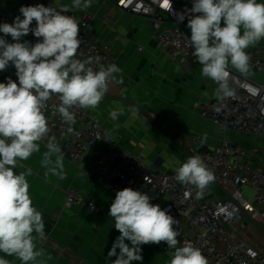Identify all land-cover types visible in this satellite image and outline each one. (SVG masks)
<instances>
[{
    "label": "clouds",
    "instance_id": "clouds-1",
    "mask_svg": "<svg viewBox=\"0 0 264 264\" xmlns=\"http://www.w3.org/2000/svg\"><path fill=\"white\" fill-rule=\"evenodd\" d=\"M92 2L71 0L70 4H61L57 0L55 7L21 6L20 15L12 23H0V71L11 64L18 78V82L11 77L0 82V253L17 258L21 264H45L40 259L44 250L37 247L38 241L45 239V222L29 191L27 177L32 175V169H16L24 168L21 162L39 152L40 142L47 138L41 160L45 176L64 178L62 149L56 137L49 136L45 114L48 101L58 97L54 111L65 123L73 125V109L97 108L110 84L123 82L122 77L117 79L122 70L116 64L105 66L98 57L82 60L77 56L80 22L65 13L85 11ZM169 4L171 10V0ZM186 16L190 36H184L192 56L202 66L201 75L215 82L214 94L219 102L233 97L235 90L230 82L235 78L230 68L241 75L250 74L246 50L264 39V2L192 0L190 9L177 13L180 22ZM30 32L38 38L37 42H21ZM122 114V109L110 112L113 119ZM68 132H72L71 127ZM175 173L178 182L194 186L198 195L215 179L199 155L189 157ZM150 200L148 194L129 187L116 192L109 215L120 235L108 252L109 258L116 257L112 264L142 261V245L161 242L174 250L169 264H208L192 242L177 246V220ZM0 264L10 261L0 256Z\"/></svg>",
    "mask_w": 264,
    "mask_h": 264
},
{
    "label": "built area",
    "instance_id": "built-area-1",
    "mask_svg": "<svg viewBox=\"0 0 264 264\" xmlns=\"http://www.w3.org/2000/svg\"><path fill=\"white\" fill-rule=\"evenodd\" d=\"M110 1L124 12L148 18L159 47L171 61L199 64L186 43L185 36H190L187 16L183 22L177 17V13L192 7V0H171V10L169 0ZM37 4L56 6L51 0H0V23H12L20 15L21 6ZM69 15L80 22L78 58L98 57L100 64L111 63V48L90 31L94 15L90 12L79 17ZM5 38L12 42L10 36ZM37 40L31 32L21 38V42L31 44ZM246 51L250 56V74L241 75L230 68L235 78L230 82L234 96L223 102L214 97L200 110V116L210 121L222 137L209 146L203 134L196 132L184 146L188 156L199 155L215 177L211 187L199 195L194 186L178 182L175 172H161L122 148L88 109H73L76 116L73 125L65 123L54 111L58 97L53 96L45 110L49 136L56 137L64 158L92 161L97 182L110 190L129 187L148 194L151 203L168 210L177 220L174 228L180 233V242H192L208 264H264V244L256 238L253 241L247 238L252 225L264 232V47L255 45ZM15 72L10 64L0 71V82H6L8 77L18 82ZM69 127L72 132H68ZM242 136L256 141L246 144L247 139L238 140ZM83 205L93 214H100L101 208L93 199L79 189L69 188L64 206Z\"/></svg>",
    "mask_w": 264,
    "mask_h": 264
},
{
    "label": "crops",
    "instance_id": "crops-1",
    "mask_svg": "<svg viewBox=\"0 0 264 264\" xmlns=\"http://www.w3.org/2000/svg\"><path fill=\"white\" fill-rule=\"evenodd\" d=\"M51 1L57 4V0ZM59 3L70 4L71 0H59ZM85 12L94 15L90 31L111 48L113 59L109 64L114 63L122 70L117 79L123 80L111 83L98 107L88 110L122 148L151 167L172 173L190 157L184 146L194 133H202L209 146L220 140L222 133L200 116L203 105L216 97L217 87L201 75L200 64L171 61L159 47L149 19L122 11L113 1L93 0L87 10L65 14L79 17ZM256 45L264 47V39ZM114 109H122L123 114L113 119L110 112ZM46 143L42 140L40 151L21 162L24 168L16 169L17 172L32 169V175L27 177L29 191L45 222V239L37 243L44 250L40 259L45 264H112L116 257L109 258L108 252L120 233L114 227L109 208L119 190H110L97 182L90 160L64 158V178L46 177V169L41 166ZM69 188L79 189L93 199L101 208L100 214H93L85 205L65 207ZM255 227L249 228L248 240L256 238L264 244V235ZM177 239V246H182ZM173 251L166 242L142 245L143 260L132 264H169ZM0 256L10 264H21L15 257L4 253Z\"/></svg>",
    "mask_w": 264,
    "mask_h": 264
},
{
    "label": "rangeland",
    "instance_id": "rangeland-1",
    "mask_svg": "<svg viewBox=\"0 0 264 264\" xmlns=\"http://www.w3.org/2000/svg\"><path fill=\"white\" fill-rule=\"evenodd\" d=\"M243 137V136H242ZM245 139H247V141L246 142H244V143H246V144H253L256 140L254 139V138H252V137H249V138H246L245 136L243 137V138H239L238 140L239 141H243V140H245ZM252 227H255V225H252ZM255 228H258L257 226L255 227ZM260 230V229H259ZM262 231V230H261ZM262 234L264 235V232L262 231Z\"/></svg>",
    "mask_w": 264,
    "mask_h": 264
},
{
    "label": "water",
    "instance_id": "water-1",
    "mask_svg": "<svg viewBox=\"0 0 264 264\" xmlns=\"http://www.w3.org/2000/svg\"><path fill=\"white\" fill-rule=\"evenodd\" d=\"M116 1H118V0H116Z\"/></svg>",
    "mask_w": 264,
    "mask_h": 264
}]
</instances>
